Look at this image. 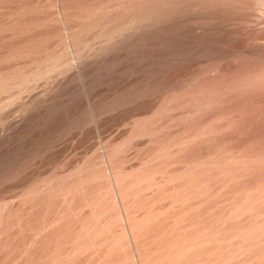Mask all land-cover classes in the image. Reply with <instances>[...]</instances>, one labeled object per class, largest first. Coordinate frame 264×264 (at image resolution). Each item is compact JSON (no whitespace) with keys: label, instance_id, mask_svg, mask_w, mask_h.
Listing matches in <instances>:
<instances>
[{"label":"rangeland","instance_id":"374dc122","mask_svg":"<svg viewBox=\"0 0 264 264\" xmlns=\"http://www.w3.org/2000/svg\"><path fill=\"white\" fill-rule=\"evenodd\" d=\"M0 264H264V0H0Z\"/></svg>","mask_w":264,"mask_h":264}]
</instances>
